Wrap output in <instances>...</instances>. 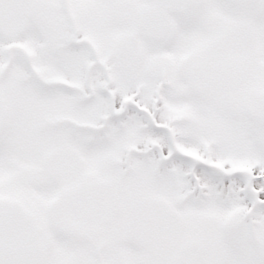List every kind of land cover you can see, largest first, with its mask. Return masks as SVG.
Segmentation results:
<instances>
[{"label":"snow or ice","instance_id":"obj_1","mask_svg":"<svg viewBox=\"0 0 264 264\" xmlns=\"http://www.w3.org/2000/svg\"><path fill=\"white\" fill-rule=\"evenodd\" d=\"M0 264H264V0H0Z\"/></svg>","mask_w":264,"mask_h":264}]
</instances>
